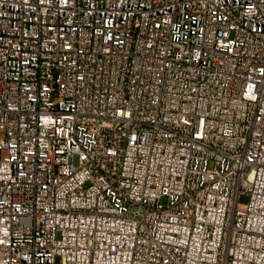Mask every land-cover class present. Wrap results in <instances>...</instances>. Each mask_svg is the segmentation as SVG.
Here are the masks:
<instances>
[{
	"label": "built area",
	"instance_id": "2783aa9c",
	"mask_svg": "<svg viewBox=\"0 0 264 264\" xmlns=\"http://www.w3.org/2000/svg\"><path fill=\"white\" fill-rule=\"evenodd\" d=\"M0 264H264V0H0Z\"/></svg>",
	"mask_w": 264,
	"mask_h": 264
}]
</instances>
